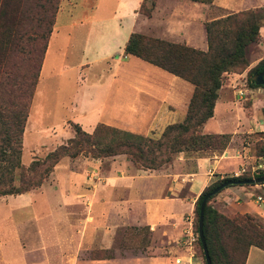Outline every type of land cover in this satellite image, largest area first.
<instances>
[{"label":"crops","instance_id":"crops-1","mask_svg":"<svg viewBox=\"0 0 264 264\" xmlns=\"http://www.w3.org/2000/svg\"><path fill=\"white\" fill-rule=\"evenodd\" d=\"M82 1L92 12L68 23L64 37L67 49L75 46L76 31H82L84 42L92 35L103 41L104 49L112 42L113 46L108 54L106 49L102 58L110 76L104 80L105 86H101L107 88L101 102H93L94 93L87 95L85 90L79 91L75 97L78 103L74 105L80 108L77 116L69 121L86 132L102 123L139 136L143 131L156 136L152 131L181 122L192 86L125 55L123 48L128 36L138 33L205 51L204 23L224 16L210 18L211 9L227 15L249 8L259 9L264 3V0H259L260 3H256L257 0H213L211 4L154 0L149 15L145 16L140 13L145 0H116L111 16L101 18L100 14L95 15L99 0ZM59 7L48 41L55 38L62 24L57 21ZM259 25L254 44L258 52L264 48V25ZM84 42L80 54L87 60L88 49L84 48ZM262 59L264 54L252 62ZM238 76L242 74L222 77L225 91ZM223 82L217 92L212 117L200 128L201 135H223L216 130L218 125L215 124L212 125L214 131H203L209 122H214L217 108L223 112L230 109L220 96ZM250 120L251 116L246 119L249 127ZM258 128L264 131L261 121H258ZM244 162L247 161L230 148V143L218 156L197 158L193 171L174 177L159 175L155 170L137 169L130 162L118 159L111 161L104 173L97 159L60 160L54 166V187L41 185V191H29L0 203V211H7L6 217H0V264H202L194 243L187 246L185 236L188 228L193 230L195 201L214 181L237 176ZM61 182L67 184L60 186ZM252 188L228 187L216 194L209 204L226 216L248 214L264 222V206L244 198ZM35 198H43L38 204L39 214L33 211L37 203ZM140 230L146 231L150 239L143 248L119 247V243L135 237ZM244 264H264V251L250 247Z\"/></svg>","mask_w":264,"mask_h":264},{"label":"trees","instance_id":"trees-1","mask_svg":"<svg viewBox=\"0 0 264 264\" xmlns=\"http://www.w3.org/2000/svg\"><path fill=\"white\" fill-rule=\"evenodd\" d=\"M20 1L24 0H0V72L7 70L6 53H22L25 43L42 39L40 63L36 73L30 75L31 91L39 76L51 29L46 31V36L37 33L29 36L27 29L23 28L24 19L27 17H25L26 12L20 11L18 7ZM53 1L54 3L46 0V4H50L54 18L59 0ZM188 1L211 4L213 0ZM25 2L37 11L43 9L38 0ZM149 13L150 10L142 14L148 16ZM39 24L40 18H37L36 26L39 27ZM259 27L252 10L239 11L206 22L203 25L205 51L131 33L124 44L125 55L135 57L192 86L183 120L167 125L157 139L142 137L102 124L96 126L91 133H86L74 124L72 138L48 152L43 160L32 161L19 174L17 186L13 183L14 172L27 114L19 100L15 102L0 96V196L20 195L40 187L52 168L64 157L75 158L82 155L92 159H102L123 155L132 165H137L139 167L137 169L156 170L170 160V154L219 145L216 139L224 135H201L200 128L212 117L223 74H232L236 69L246 68L245 50L248 45L257 41ZM249 72L253 74L263 72L264 81V59ZM249 85L264 89L262 86L254 85L252 79ZM5 103L9 104L11 109L8 112L5 110ZM262 149L264 150V146L260 147V150ZM263 176L264 174H257L254 178ZM250 179L242 175L225 177L214 181L199 194L194 204L193 232L196 236L198 209L202 198L220 184L228 183L223 189L246 186L241 182ZM262 184L264 182L259 185ZM216 194L206 200L202 217V236L210 264H236L239 260L240 264H244L250 247L264 251V225L248 214H233V217L220 214L209 204ZM194 245L198 247L202 263L205 264L198 237Z\"/></svg>","mask_w":264,"mask_h":264},{"label":"rangeland","instance_id":"rangeland-1","mask_svg":"<svg viewBox=\"0 0 264 264\" xmlns=\"http://www.w3.org/2000/svg\"><path fill=\"white\" fill-rule=\"evenodd\" d=\"M25 1L26 0L20 1L18 6L20 11L23 10L26 12L25 17L27 18L24 19L23 28L25 30L27 29V34L29 33V36L30 34L34 36L35 33L46 36V31L52 29L51 23L54 22L50 4L47 5L46 0H38V3L43 6V9H38L37 11L36 8H31L29 3ZM48 1L54 3L53 0ZM68 1L71 3L70 5H67L65 0H62L59 4V10H61V12L58 13L57 21L58 24H62L59 26L55 38H50L48 41L47 51L44 55L42 66H40V73L33 89L30 91V75L36 73L40 63L43 46L42 39H36L27 44L25 43L23 45L22 53H6L5 66L7 70L0 72V96L15 102L19 100L21 104H23L27 114L23 126V132L25 130V134L22 132L21 147L17 159L16 170L14 172L15 176L13 183L15 186L18 184L19 174L22 173L32 161L43 160L48 152H51L61 144H65L68 139L72 138L74 124L69 120L75 118L78 114L77 111L80 107L78 104L75 106L74 103L77 102L75 101V97L79 91L85 90V94L87 95H92L94 93V103L101 102V100L103 101V99H105L107 88L105 89V87L101 86H105L104 80L110 75L106 72L105 61L102 58L105 57L104 53L106 52V49L108 54L113 43H107L104 46V49L102 44L103 41L95 39V36L92 35L89 40L87 39V41L84 42L85 37L82 35V31H76V34L74 35L75 46L72 47L74 45L72 44V49H67L64 37L66 36L68 23L79 18L81 15L89 16L92 12L85 7L86 3L82 0ZM153 1L154 0H145L140 8L141 15L142 13L151 10ZM256 3H260V1L257 0ZM115 7L116 0H99L95 15L100 14L101 18H105V16L108 18V16H111V13L115 11ZM246 10H252L257 22L264 25V3L259 9L249 8ZM225 14L226 12L224 13L222 11L211 9L209 17L226 16ZM37 18H40L39 27L36 26ZM96 26L97 28L101 27L100 25ZM83 42L84 48L88 49L87 52L84 50L89 56L87 57V60H84L83 56L80 54ZM256 43L257 42L248 45L245 50L246 68L236 69L235 73H232L235 75L242 74V76H238V78L236 77L237 79L232 87L225 91V82L222 80L223 88L221 87L220 96L224 97L227 106L228 104L230 105V109H226L223 112V110L221 111V109L217 108V110H215L214 122H209V126L203 130L214 131L212 125H218L216 130L224 135L221 138L216 139L219 141V145H216L213 148L209 147L196 151L186 150L184 152L170 154V160L155 170L159 175L168 174L171 177H174L175 175H183L184 173L191 172L194 170V163L197 158L218 156L223 150H225V148H227L229 143L230 148L233 149L234 152H239L243 161H247L243 163L242 168H239L237 176L242 175L244 177L255 179L254 176L257 174H264V160L262 159L264 157V150H260V147L264 146V131H260L258 128V121H261L264 124V89L253 88L249 85V81L253 76V73L249 71L258 64V62L254 63L252 61L255 57L257 59L264 54V48L259 51L260 54L257 51L258 49L254 47V44ZM64 54H66V56L63 58L62 56ZM95 55H97V57ZM90 56H94V58ZM112 65H114V63ZM119 69L121 70V67ZM151 69L169 77V74L160 69L154 67H151ZM128 70H130V67ZM224 75L225 74H223V76ZM102 79L103 81H101ZM179 81L189 85L182 80ZM256 89L259 90L255 91ZM238 92H241L242 95L239 96L237 94ZM220 99L216 105L219 104ZM4 106L7 112L11 110L9 104L5 103ZM236 113L238 117L236 116ZM250 116L251 120L249 121V127L246 119H249ZM99 124L102 123L96 124L93 129ZM102 125L108 126L105 124ZM80 129L86 132L81 127ZM93 129L86 133H91ZM162 130L152 131L153 133H156V136L148 135L147 131L141 132L140 135H142V137H153L154 139H157ZM236 155L237 154L235 153V156ZM82 157L85 156H77V158ZM70 159L73 158L64 157L61 160L68 161ZM116 159L121 162L127 161L123 155H118L117 158L114 156V158L106 157L97 159L101 163V172L104 173L110 162ZM63 165L64 164H61V167H63ZM132 166L139 168L137 165ZM53 172L54 167L45 181L41 184L42 186H55V183H53V177H55ZM56 184H58V180ZM66 184V182H61L60 186ZM249 186H252L253 190L244 198L248 201L253 200L257 205H260V207L264 206V184L246 185L242 187ZM40 187L30 191H41ZM43 189L47 191V188ZM44 195L46 196L47 194L44 193ZM15 196L17 195L0 196V203L7 202ZM257 197H259L261 201H258ZM35 199V202H37L35 203L36 209L32 210L39 214L41 207L38 206V204L43 198H41V200L40 198ZM30 210L31 209H29V211ZM5 214L7 215L6 209L0 211L1 218H3V216L6 217ZM229 216L233 217L234 215L231 214ZM252 217L264 225V222L259 218L255 216ZM137 234L138 235L135 234V237H131L130 240L125 241L124 243H119V247L123 246L131 249H141L145 244L149 243L150 239L146 231L140 230ZM195 249L198 258L201 259L198 247L196 246ZM236 264H240V260L237 261Z\"/></svg>","mask_w":264,"mask_h":264},{"label":"water","instance_id":"water-1","mask_svg":"<svg viewBox=\"0 0 264 264\" xmlns=\"http://www.w3.org/2000/svg\"><path fill=\"white\" fill-rule=\"evenodd\" d=\"M262 76H263V72L259 73V74H253L252 81H253L254 85L262 86L264 88V81L262 80ZM263 182H264V176L261 178L242 181L241 184L242 185H259ZM227 185H228V183H223V184H220L219 186H217L208 195H205L199 204L198 220H197V237H198V240H199V243L201 246V250H202L203 259H204L205 264H210V261H209V258H208L207 252H206V248H205V244H204V240H203V236H202V217H203L204 204H205L206 200L208 199V197L215 195L216 193H218L221 189H223Z\"/></svg>","mask_w":264,"mask_h":264},{"label":"built area","instance_id":"built-area-1","mask_svg":"<svg viewBox=\"0 0 264 264\" xmlns=\"http://www.w3.org/2000/svg\"><path fill=\"white\" fill-rule=\"evenodd\" d=\"M239 96L242 95L241 92H238L237 93ZM257 200L258 201H261V199L259 197H257ZM185 236H186V239H187V246H191L193 243H195V240H196V234L193 232V230L190 228L187 229V231L185 232Z\"/></svg>","mask_w":264,"mask_h":264}]
</instances>
